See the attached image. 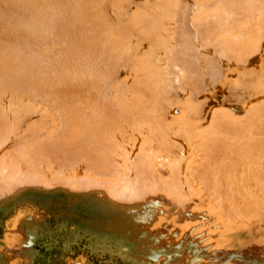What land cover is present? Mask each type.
Here are the masks:
<instances>
[{"label": "bare ground", "instance_id": "6f19581e", "mask_svg": "<svg viewBox=\"0 0 264 264\" xmlns=\"http://www.w3.org/2000/svg\"><path fill=\"white\" fill-rule=\"evenodd\" d=\"M64 106L101 129L35 125ZM0 153L38 187L90 156L108 196L161 204L153 264H264V0H0Z\"/></svg>", "mask_w": 264, "mask_h": 264}, {"label": "rangeland", "instance_id": "374dc122", "mask_svg": "<svg viewBox=\"0 0 264 264\" xmlns=\"http://www.w3.org/2000/svg\"><path fill=\"white\" fill-rule=\"evenodd\" d=\"M67 107H48L49 110H52V116H40V114L35 115V119L30 117V120H28L29 117L25 118L22 124H32L31 121L33 119L36 120L37 118H39L38 121L40 123L36 120L34 121V123L37 122L35 125L39 124L40 126L41 124V126H43V123H47L48 126L44 124L43 127H50V130H55L57 128L61 129L62 131L67 130V125L69 126V129L73 125V127L79 125L76 128L72 127V129H70V131L75 130L74 132H76V130H78V127L80 129L81 126L84 125L83 121H85L86 123L88 119H91L92 121L88 120L89 126L91 125V127L101 129L99 128V121H95L100 120L99 118L102 119V117L97 116L98 114H96L95 117L94 114H90L92 115L90 116L88 113L83 115V112H78L79 114L75 112V114H73L70 118H67L65 117V115L60 114V112H56L60 108L79 111H83V109L89 110V108H91L90 106L89 108L88 106H76V109L75 106ZM98 107L95 106L94 109ZM101 107L103 109H108V107L106 106H100L98 110L104 111ZM101 114L102 113H100L99 116H101ZM93 116L94 118L92 119L91 117ZM77 117H82L81 119H83V121L80 119V123L82 124H78L76 122V120L79 119ZM42 120L45 121L43 122ZM25 121L26 123L28 121L29 122L26 124ZM105 121L107 122V120ZM90 122H92V124ZM101 123L103 124L104 122L101 120ZM105 123L103 127L107 125ZM96 124L99 126L97 127ZM115 124L118 126L117 123ZM62 125L66 127V130ZM115 128L117 129L118 127ZM92 139L95 141L98 140L94 138ZM93 140H90V142H94ZM98 141L100 142V139ZM49 142L47 141V143ZM71 142L72 141L70 140L63 139L57 144L56 142H54L55 145L52 146L51 141V150L53 148H58L56 150V153L57 151L62 152L63 150H69L70 152L72 151V149L75 150L74 147L76 146V150L84 151L82 150L84 143L78 141L76 142L77 144L74 143V146H70L69 148L68 145H70L69 143ZM12 144L13 143H10V145ZM63 144L66 145L65 149H67L68 146L67 150L64 149ZM94 144L95 142L91 145L93 146ZM86 146L87 148H89L90 143L89 146L87 144ZM92 146H90L92 149L89 148V150L93 151L94 148ZM96 146H98V143L95 144V149ZM48 150L49 149H47L46 151ZM52 151L55 150L53 149ZM62 153L66 154L68 152ZM59 154L57 153V155ZM49 155L51 154L49 153ZM57 155L55 154L54 156ZM83 157H79L80 159L77 158L78 160L82 159L80 163L84 162V165L82 164L83 171H81L83 173H76V177L78 176L79 178H81L83 175V178H81L82 180H80L78 177L77 180L75 177H72L73 175L75 176V172L73 171H77L78 167H74L75 169H72L73 167H71L69 169L68 167H70L71 164H68V166L67 163L69 162L67 161L65 163H62V165H67L68 167H66L69 172L64 171L66 167H63L62 165V167H60L59 169L58 164L60 163L58 162H62L61 160H59L58 162H50L52 164L49 163V165H51V168L53 166V163H58V167L56 164V166L54 165L55 167H53L54 169H58L57 171L56 169L54 170L55 174H53L54 171L51 172V168H48L49 171H47V173L51 175L49 177L45 172L46 170H44L43 172L39 170V172L37 171L36 173H34L35 170H33V175L29 173L30 176H34V174H36V176H40H38V178H42L43 180L46 179L47 182L51 181L52 184L49 183V187L46 186L48 185V183L43 180H41L42 187H38L39 183H37L38 185H36V183L33 184V181L31 182L32 184H30L28 181L27 184L26 182H24V180L18 181L17 177H23L24 174L27 177L28 171L26 172L25 168L20 170L21 172H19L18 170V172L16 171L17 173H12L11 171L13 170L10 171L9 167H4L6 169H2L0 167V178H3L0 179V264H153L151 256H153V254L159 253V248L154 246L160 244L161 241L162 243H164L166 239V233H163V231L160 229V225H168L171 223L169 221L166 210H164L161 204H157L154 201H152V203H144L141 199L115 200V197L113 198L112 196H108L109 194L107 192V188L104 187V182L103 184H101L103 177L100 179V183L97 182L101 177L99 176L101 175V173L98 174L99 172L96 171L94 174L96 175L95 178L98 180H96L94 178V175L92 174L94 173L93 170L97 167H88L91 168V170L93 168L92 171L87 169L91 174L88 171H84V168L86 169L85 163L89 162V160H91V157H86L88 158V160H85V155H83ZM60 158L63 157L61 156ZM57 159H59V157H57ZM0 166L3 167V164H1ZM44 168L47 169L46 167ZM61 170H63V172ZM70 170L73 175L71 174ZM8 173H10L12 176H9ZM14 173H16L15 175L17 177H14ZM63 173L72 175L70 176L72 177V179H69L70 182L67 183V179L66 183H64V180L68 177V174H66L64 178ZM86 173H89V175L85 176ZM43 176H47L48 179L47 177ZM23 178L25 179V177ZM92 178H94L95 180H93ZM105 178L106 176H104V180ZM34 179L37 180L36 178ZM86 179L88 182L86 181ZM83 183L86 185H84ZM92 184L94 186H92ZM44 185L46 187H44ZM158 205L161 207H159ZM161 245L160 249L164 256L168 255L169 253L178 255L177 260H183L184 263H186L187 259L185 258V256L183 257L181 255V251H172V249L169 250V248L162 249ZM184 245L186 246V244ZM194 264H198L197 259H195Z\"/></svg>", "mask_w": 264, "mask_h": 264}]
</instances>
